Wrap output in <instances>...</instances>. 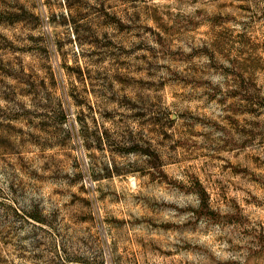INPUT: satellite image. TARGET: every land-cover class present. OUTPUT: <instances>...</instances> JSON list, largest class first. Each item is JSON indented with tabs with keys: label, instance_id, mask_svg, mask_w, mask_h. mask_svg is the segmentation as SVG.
<instances>
[{
	"label": "rangeland",
	"instance_id": "374dc122",
	"mask_svg": "<svg viewBox=\"0 0 264 264\" xmlns=\"http://www.w3.org/2000/svg\"><path fill=\"white\" fill-rule=\"evenodd\" d=\"M0 264H264V0H0Z\"/></svg>",
	"mask_w": 264,
	"mask_h": 264
}]
</instances>
